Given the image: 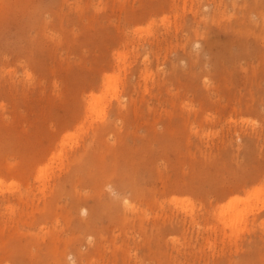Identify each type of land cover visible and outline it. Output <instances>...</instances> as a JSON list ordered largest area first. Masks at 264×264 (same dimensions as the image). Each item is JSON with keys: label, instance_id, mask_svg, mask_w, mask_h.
Wrapping results in <instances>:
<instances>
[{"label": "rangeland", "instance_id": "374dc122", "mask_svg": "<svg viewBox=\"0 0 264 264\" xmlns=\"http://www.w3.org/2000/svg\"><path fill=\"white\" fill-rule=\"evenodd\" d=\"M0 264H264V0H0Z\"/></svg>", "mask_w": 264, "mask_h": 264}, {"label": "bare ground", "instance_id": "6f19581e", "mask_svg": "<svg viewBox=\"0 0 264 264\" xmlns=\"http://www.w3.org/2000/svg\"><path fill=\"white\" fill-rule=\"evenodd\" d=\"M108 80H110L109 78H108ZM117 95V94H116ZM94 99V98H93ZM99 100H101V99H99ZM93 102V101H92ZM95 102V101H94ZM101 102V101H100ZM93 106V105H92ZM128 201V200H127ZM238 212V211H237ZM193 213V212H192ZM236 214H238V213H236ZM243 213L240 211V213L237 215V216H241ZM220 216H222V215H220ZM192 220H194V219H192ZM196 238H197V236H196ZM236 239V238H235ZM234 239V240H235ZM207 241V240H206ZM235 243V242H234ZM237 247V246H236ZM236 247H235V249H236ZM214 253V252H213ZM213 255V254H212Z\"/></svg>", "mask_w": 264, "mask_h": 264}]
</instances>
